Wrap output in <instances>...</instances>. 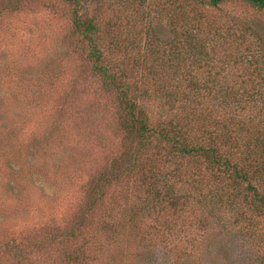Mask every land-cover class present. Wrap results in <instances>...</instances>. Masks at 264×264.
I'll return each mask as SVG.
<instances>
[{
	"label": "trees",
	"instance_id": "obj_1",
	"mask_svg": "<svg viewBox=\"0 0 264 264\" xmlns=\"http://www.w3.org/2000/svg\"><path fill=\"white\" fill-rule=\"evenodd\" d=\"M29 1H2V9L21 11ZM226 1L159 0L154 7L152 1L144 0L146 17L150 12L157 15L170 35L162 39L148 32L142 53H128L127 62L116 59L112 64L118 69L114 70L110 58L123 51V33L130 20L136 31L137 19L121 12V19L106 21L92 9L84 17L79 11L80 0H64L70 6L72 37L92 61L101 89L113 95L115 106L129 115L122 127L126 140L132 143L121 157L92 177L79 223L53 238L60 243L80 242L64 264H90L104 254L110 258L108 264L150 261L154 251L151 239L132 251V239L144 240L137 237L139 231L107 242L117 230L112 223L118 220L100 221L104 217L100 211L108 210L109 188L129 175L135 178L133 188L139 192L138 212L151 215L152 208L153 215L165 217L176 212L194 191L205 214L201 222L206 227L214 223L219 230L217 236L204 235L195 259L188 256L171 264H228V253L235 248L216 245L224 236L251 242L252 249L244 251L246 264H264V31L213 19L209 10ZM240 1L264 10V0ZM51 8L56 7L53 4ZM139 65L140 79L131 81ZM41 70L43 76L51 71L46 65ZM7 141L11 153L12 133ZM185 184L188 196L182 192ZM60 194L54 189L49 195L55 199ZM95 231L107 236L100 242L91 240L89 233ZM13 245L10 253L19 264H38L35 258L40 250ZM165 249L172 251L163 246Z\"/></svg>",
	"mask_w": 264,
	"mask_h": 264
},
{
	"label": "rangeland",
	"instance_id": "obj_2",
	"mask_svg": "<svg viewBox=\"0 0 264 264\" xmlns=\"http://www.w3.org/2000/svg\"><path fill=\"white\" fill-rule=\"evenodd\" d=\"M2 1L8 0H0V264H19L10 253L16 243L27 251L40 250L35 258L38 264H64L80 242L60 243L53 238L79 223V213L87 207L91 179L98 170L131 148L132 143L126 140L122 127L130 118L115 106L113 95L101 89L92 61L87 59L85 49L74 41L70 6L64 0H30L21 11L11 12L2 9ZM149 1L154 7L159 2ZM80 2L79 11L84 17L92 9L106 21L121 19V12L137 19L136 31L130 20L123 33V51H115L110 58L109 65L114 70L118 69L112 64L116 59L123 58L127 62L128 53H142V41L148 32L162 39L170 35L157 15L150 12L151 16L146 17L144 0ZM209 11L213 19L264 31V10L254 9L240 0H228ZM139 39L142 40L139 42ZM44 65L51 69L45 76L41 70ZM136 68L138 71L131 75V81L140 79L142 74L141 66ZM11 133L14 136L12 150L17 155L7 152ZM134 179L129 175L113 182L109 188L108 213L100 211L104 215L100 221L114 219L118 223H112L117 230L107 237V242L116 241L120 234L139 231L137 237L145 241L132 239V251L139 250L142 243L151 239L154 251L145 264H171L188 256L195 259L204 235H218L214 223L206 227V223L201 222L205 214L194 191L176 212L165 217L153 215L152 208L149 216L144 215L145 211L138 212L139 192L133 188ZM54 189L61 192L55 199L49 195ZM182 192L188 196L189 186L185 184ZM89 236L100 242L107 233L95 231ZM235 240L224 236L216 245L235 248L228 253V264H246L244 251L249 252L252 244L239 238ZM163 246L172 251L163 250ZM115 255L117 260L116 252ZM99 257L90 264H108V255Z\"/></svg>",
	"mask_w": 264,
	"mask_h": 264
}]
</instances>
